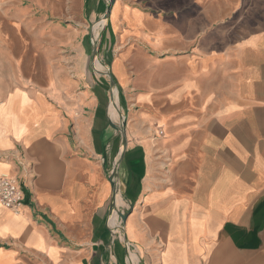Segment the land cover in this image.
<instances>
[{
	"label": "crops",
	"instance_id": "crops-1",
	"mask_svg": "<svg viewBox=\"0 0 264 264\" xmlns=\"http://www.w3.org/2000/svg\"><path fill=\"white\" fill-rule=\"evenodd\" d=\"M104 14L12 17L32 38L0 55V177L24 193L0 264H125L124 240L129 264H264V0H114L95 68Z\"/></svg>",
	"mask_w": 264,
	"mask_h": 264
},
{
	"label": "rangeland",
	"instance_id": "rangeland-1",
	"mask_svg": "<svg viewBox=\"0 0 264 264\" xmlns=\"http://www.w3.org/2000/svg\"><path fill=\"white\" fill-rule=\"evenodd\" d=\"M49 1L50 0H0V55L1 56L5 57L4 53H10L12 51L11 38H32L30 36V32H28L25 28H22L20 26L17 27L15 22L12 21V17L14 14H16L17 9L27 8L30 7V5L36 6L44 3L47 4ZM34 11L35 13H38V15H41L40 12H38L36 9H34ZM102 24L103 22L100 19H98L96 24L93 26V34L95 38H98L97 34L99 33L101 28L100 25ZM98 26L100 27L99 30H98ZM95 68H98V63L95 64ZM113 102L115 103L114 100Z\"/></svg>",
	"mask_w": 264,
	"mask_h": 264
},
{
	"label": "built area",
	"instance_id": "built-area-1",
	"mask_svg": "<svg viewBox=\"0 0 264 264\" xmlns=\"http://www.w3.org/2000/svg\"><path fill=\"white\" fill-rule=\"evenodd\" d=\"M90 36L91 46H96L98 38L94 37L93 26L90 28ZM159 134L161 135L162 132H159ZM23 201L24 193L19 182L14 178L0 177V204L4 208L17 213L22 208ZM125 250L127 251L128 255L129 251L135 253L133 247L129 243L125 245ZM128 255L125 259V264H129L127 261V258L129 257Z\"/></svg>",
	"mask_w": 264,
	"mask_h": 264
},
{
	"label": "water",
	"instance_id": "water-1",
	"mask_svg": "<svg viewBox=\"0 0 264 264\" xmlns=\"http://www.w3.org/2000/svg\"><path fill=\"white\" fill-rule=\"evenodd\" d=\"M113 1L114 0H104L105 5H106V14H104V16L100 19L101 21L105 22L107 20V16L109 14V11H110V8H111V6L113 4ZM91 57H92L93 62H95V60H96V46L95 45L92 46V56ZM107 75H108V77L110 79L111 85L113 86V80H112L111 75L110 74H107ZM111 100L113 102V95L112 94H111ZM120 131H121V134H122V150H121V152L119 154V158L117 160V163L123 157V153H124L123 151H124L125 144H126L125 130H124V126L123 125H121ZM117 163H116V167H117ZM115 175H116V168L114 169L113 174L110 177V182H111L112 187H113V193H112V197H111V213L116 209L115 208L116 207V205H115V202H116V189H115V182H114ZM128 213L129 212L127 211L125 216H124V218H123V221H125ZM124 242H125V245H126L127 241L124 240ZM126 255H128L127 251H126Z\"/></svg>",
	"mask_w": 264,
	"mask_h": 264
},
{
	"label": "bare ground",
	"instance_id": "bare-ground-1",
	"mask_svg": "<svg viewBox=\"0 0 264 264\" xmlns=\"http://www.w3.org/2000/svg\"><path fill=\"white\" fill-rule=\"evenodd\" d=\"M103 22V24L105 23L104 21H102ZM101 25V28H100V31H99V33L97 34V37L99 38V36H100V34H101V32H102V30H103V28H104V25ZM247 32V31H246ZM97 63V62H96ZM114 101H115V104H116V95H114Z\"/></svg>",
	"mask_w": 264,
	"mask_h": 264
}]
</instances>
